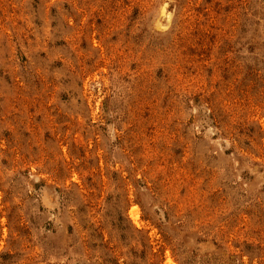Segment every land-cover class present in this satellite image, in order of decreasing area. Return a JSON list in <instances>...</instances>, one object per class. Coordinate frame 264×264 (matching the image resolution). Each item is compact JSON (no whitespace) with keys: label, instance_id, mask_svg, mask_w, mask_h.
Wrapping results in <instances>:
<instances>
[{"label":"rangeland","instance_id":"obj_1","mask_svg":"<svg viewBox=\"0 0 264 264\" xmlns=\"http://www.w3.org/2000/svg\"><path fill=\"white\" fill-rule=\"evenodd\" d=\"M0 264H264V0H0Z\"/></svg>","mask_w":264,"mask_h":264}]
</instances>
